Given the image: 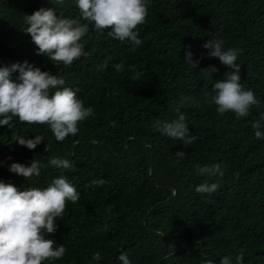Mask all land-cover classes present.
<instances>
[{
  "label": "trees",
  "instance_id": "16d2710c",
  "mask_svg": "<svg viewBox=\"0 0 264 264\" xmlns=\"http://www.w3.org/2000/svg\"><path fill=\"white\" fill-rule=\"evenodd\" d=\"M146 7L144 23L134 29L139 46L89 25L80 41L87 55L66 66L37 54L23 32L25 15L53 8L87 23L77 0H0V67L27 61L64 79L61 87L93 109L78 123L77 135L62 142L46 124L14 117V128L0 126V181L21 191L43 190L64 176L79 193L56 218V231L44 233L54 247L64 245L65 255L43 264H122L121 251L130 264H220L226 256L237 264L239 255L241 264H264V140L255 138L251 126L264 113V0H147ZM212 37L225 50H239L240 82L259 102L245 117L220 115L205 102L230 71L208 57L203 45ZM188 51L199 60L195 69L184 61ZM121 62L125 67L117 72L114 65ZM133 65L142 73L139 79H133ZM209 66L217 71H201ZM181 114L189 134L198 137L190 145L154 130L156 120L171 122ZM36 135L43 143L34 150L14 139ZM52 158L74 166L56 168ZM34 159L43 165L39 176L26 179L9 171L13 162L30 166ZM216 163L223 176L196 170ZM96 179L106 183L97 187L91 183ZM205 182L219 187L197 193Z\"/></svg>",
  "mask_w": 264,
  "mask_h": 264
},
{
  "label": "clouds",
  "instance_id": "9594fccd",
  "mask_svg": "<svg viewBox=\"0 0 264 264\" xmlns=\"http://www.w3.org/2000/svg\"><path fill=\"white\" fill-rule=\"evenodd\" d=\"M60 2L62 0H55V3ZM146 5L147 0H77L80 19L87 22L83 24L77 19L64 17L62 13L57 15L53 8H40L31 15H25L28 27L23 32L30 35L38 55H46L50 61L67 66L87 55L80 41L89 31V25L101 33L110 29L108 36L120 41L129 40L133 45L139 46L141 40L134 29L145 21ZM203 47L208 49L209 58H218L230 69L223 80L214 84L215 95L207 96L205 102L215 104L220 115L232 111L240 117L247 116L249 108L259 102L253 91L245 90L240 82L241 66L236 63L239 50H225L223 41L214 37ZM192 55L188 51L184 61L195 69L199 60H193ZM124 67L123 62L114 65L117 72ZM129 69L135 72L133 79H139L142 75L136 71L134 65L129 66ZM201 71L211 75L217 69L209 66ZM15 72L19 75L14 81L11 76ZM64 84V79L41 71L27 61L22 64L14 63L10 67H0V126L14 128L13 118L18 117L21 123L48 125L58 142L69 136H76L79 131L78 123L91 116L93 109L85 108L72 89L61 87ZM251 126L255 130V138L264 140V113ZM154 130L187 145L198 138L189 134L183 114L171 122L156 120ZM14 139L29 150H34L43 143V137L39 135L34 139ZM175 156L183 159L185 154L177 152ZM49 163L65 170L74 166L68 159L61 158H52ZM41 167L43 165L34 159L30 166L13 162L9 171L28 179L34 175L39 176ZM196 170L201 176H223L219 163L198 166ZM91 183L99 187L106 181L96 179ZM218 187L216 183L205 182L195 190L199 194H212ZM78 200L79 193L64 176L54 178L43 190L31 187L21 191L12 183L0 181V264H43L44 261L61 259L66 252L64 245L54 247L55 241L46 239L44 233H54L57 227L56 218L63 215L66 202L75 204ZM93 259L99 261L100 253H94ZM117 259L122 264H130L124 251H121ZM236 259L237 264H241L244 257L239 255ZM204 264H213V261L206 260ZM220 264H231L230 258L224 257Z\"/></svg>",
  "mask_w": 264,
  "mask_h": 264
}]
</instances>
